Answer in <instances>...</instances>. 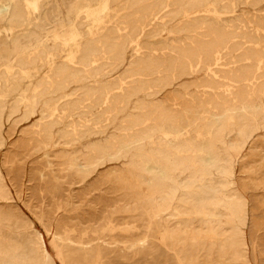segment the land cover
<instances>
[{
	"label": "rangeland",
	"instance_id": "obj_1",
	"mask_svg": "<svg viewBox=\"0 0 264 264\" xmlns=\"http://www.w3.org/2000/svg\"><path fill=\"white\" fill-rule=\"evenodd\" d=\"M131 2L0 0V264H264V0H169L110 56L99 41L126 32ZM210 31L226 35L218 64L172 63ZM244 64L249 91L231 75ZM175 98L181 132L150 114ZM181 139L206 167L177 165L147 192L139 153Z\"/></svg>",
	"mask_w": 264,
	"mask_h": 264
},
{
	"label": "bare ground",
	"instance_id": "obj_2",
	"mask_svg": "<svg viewBox=\"0 0 264 264\" xmlns=\"http://www.w3.org/2000/svg\"><path fill=\"white\" fill-rule=\"evenodd\" d=\"M191 4L194 3H200L202 0H188ZM169 0H132V2L128 5L127 12L124 14V23L128 27L125 33L121 32V28H117L115 30L116 35L114 34H108L107 36L100 39L99 44L103 48V51L110 54V56H118L123 51V44L125 41V38H131L132 41L134 40L135 46L138 45V38H136V32L137 28L143 22H145L147 19H149L152 16H155L157 13H159L163 7L167 6ZM138 16H137V15ZM14 16L18 17L19 19H23L25 17V14L20 9V6H16L14 9ZM191 30L197 29L198 27L195 25H189ZM188 26V27H189ZM193 27H195L193 29ZM124 29V28H123ZM129 30V31H128ZM210 38L207 41H204L203 44H185L182 46H179L177 48V55L175 56V61L172 62L176 67H178L181 71L190 69L189 62H186V59L190 56H194L197 54L200 58L199 63H204L205 60H214L216 64H218V60L220 59V46L221 43L224 42L226 35L220 32L216 31H210L209 34H207ZM150 64V63H149ZM153 66V65H152ZM221 66V65H220ZM154 67V66H153ZM231 75L233 76L232 80L234 83L238 82L241 85L245 86L247 90H251V87L253 86L252 80L255 78L252 68L250 67V64H244L241 66H238V68L231 70ZM168 83V82H167ZM202 87V86H201ZM205 87V86H204ZM213 89V88H212ZM100 94L103 96L104 99H107L108 90L103 89ZM174 97V96H173ZM165 99V98H164ZM224 100V99H223ZM169 101V100H168ZM180 107L179 102H177L176 98L175 100L167 104L165 106H157L151 109L150 114H153L155 118L160 120H168L171 124L174 125V128L177 132H181L186 128L187 126L182 125L184 124V121L186 120V113L185 108H178ZM145 112V111H144ZM148 114V113H147ZM146 114V115H147ZM144 117L139 116L138 118H135L130 125H127V128H131L133 125H138L140 121L143 120ZM183 122V123H182ZM217 133L213 137H216L218 135L217 128H214ZM220 131V130H219ZM125 136H128L127 134ZM213 137L209 138V146L212 147L214 144ZM32 141V139H31ZM33 143V142H32ZM126 146V138L120 137L118 140H114L110 144L103 145L101 147H98L95 149V152L99 155L101 152H109L110 154H116V152H110V150L113 149H121L122 147ZM140 149V148H139ZM164 148L156 147L154 150H152L149 154L145 153H139L140 157L138 159V165L140 166V175L142 178L141 183H143L144 189L147 190V192L150 193H159L164 190L166 187L167 179L170 176V170L173 169L177 165H183V166H192L193 164H199L201 167H206V164L203 162V155L195 154V143L191 142L186 139H181V141L173 148L171 152H169V156L165 157L162 156ZM166 152L169 151V149L166 148ZM171 155V158H170ZM173 155V157H172ZM65 166V165H64ZM158 168L157 171L155 169ZM81 179V178H80ZM111 181L113 179L111 178ZM98 182V181H97ZM115 182V181H114ZM113 182V183H114ZM116 187V185H115ZM119 189V188H117ZM114 190V189H113ZM128 193V192H127ZM125 195V194H123ZM132 196V195H131ZM121 198V197H120ZM125 198V197H124ZM201 198L203 200L206 199L204 195H201ZM130 199V198H129ZM132 199V198H131ZM239 200V199H238ZM118 201V200H117ZM128 201V199H127ZM134 201V200H133ZM129 202V201H128ZM132 202V201H131ZM133 203V202H132ZM154 206V205H153ZM149 209V208H148ZM147 209V210H148ZM154 209V208H153ZM241 208L236 209L239 211ZM142 211V210H141ZM140 211V213H141ZM2 212V211H1ZM4 213L3 215H5ZM144 214V213H143ZM1 214V216H3ZM8 215V214H7ZM10 216V215H9ZM8 216V217H9ZM110 216V215H109ZM5 217V216H4ZM3 217V218H4ZM135 217V216H134ZM106 218V217H105ZM130 218V217H129ZM142 218V216H141ZM10 219V218H9ZM7 219V220H9ZM103 219V217H102ZM110 219V218H109ZM1 220V219H0ZM131 221V219H129ZM143 220V219H142ZM102 221V220H101ZM105 221V220H104ZM144 221V220H143ZM103 223V222H102ZM27 224V223H26ZM113 225V224H112ZM141 225V224H139ZM149 225V224H148ZM113 226H116L113 225ZM146 226V225H145ZM86 227V226H85ZM98 227V226H97ZM136 227V226H135ZM140 227V226H138ZM199 226H197L198 228ZM96 228V227H95ZM99 228V227H98ZM104 228L105 225H104ZM112 228V227H110ZM143 228V227H141ZM89 229V227H88ZM144 229V228H143ZM154 229V228H152ZM204 229V228H203ZM90 230V229H89ZM101 230V229H100ZM224 230V229H223ZM85 231V229H84ZM103 231V230H101ZM142 230L140 229V232ZM183 231V230H182ZM181 231V232H182ZM83 232V231H82ZM88 232V231H87ZM95 232V231H94ZM35 233V232H34ZM136 233V232H135ZM142 233V232H141ZM144 233V232H143ZM142 233V234H143ZM90 234V232L88 233ZM152 234V233H151ZM35 235V234H34ZM99 235V234H97ZM124 235V234H123ZM134 235V234H133ZM150 235V234H149ZM87 236V235H86ZM126 236V235H125ZM132 236V233H131ZM54 237V236H53ZM88 237V236H87ZM134 237V236H133ZM138 237V236H137ZM140 237V236H139ZM147 237V236H146ZM153 237V235H152ZM157 237V236H155ZM29 238V237H28ZM85 238V237H84ZM132 238V237H130ZM91 239V238H90ZM126 239V238H123ZM137 239V238H136ZM147 239V238H146ZM149 239V238H148ZM154 239V238H153ZM156 239V238H155ZM94 240V239H93ZM88 241V240H87ZM90 241V240H89ZM78 242V241H77ZM93 242V241H92ZM141 242V241H140ZM76 243V242H75ZM154 243V242H152ZM77 244V243H76ZM82 244V243H81ZM150 244V242H149ZM197 244V243H196ZM211 245V244H210ZM66 246V245H65ZM77 246V245H76ZM75 246V247H76ZM155 246V245H154ZM229 246V245H228ZM145 247V246H144ZM160 247V246H158ZM156 247V248H158ZM187 247V246H186ZM190 247V246H188ZM231 247V246H229ZM79 248V246H78ZM119 248V247H118ZM117 248V249H118ZM149 248V247H147ZM152 248V247H150ZM154 248V247H153ZM163 248V247H162ZM181 248V247H180ZM220 248V247H219ZM80 249V248H79ZM83 249V248H82ZM89 249H91L89 247ZM159 249V248H158ZM157 249V250H158ZM188 249V248H187ZM208 249V248H206ZM78 250V249H77ZM119 250V249H118ZM124 250V249H123ZM149 250V249H148ZM147 252L150 253V250ZM210 250V249H209ZM73 251V250H72ZM76 251V250H74ZM126 251V250H125ZM165 251V249H164ZM219 251V250H218ZM143 252V251H142ZM152 252V251H151ZM157 252V251H156ZM180 252V251H179ZM191 252V251H190ZM220 252V251H219ZM72 253V252H71ZM70 253V254H71ZM134 253V252H133ZM165 253V252H163ZM222 253V252H221ZM75 254V253H74ZM79 254V252H78ZM154 254V253H153ZM232 254V253H231ZM67 255V254H66ZM82 255V253H80ZM156 255V254H155ZM74 256V255H73ZM164 256V255H163ZM235 256V255H233ZM70 257V256H69ZM77 257V255L75 256ZM74 257V258H75ZM78 257H81L78 255ZM77 257V258H78ZM189 257V256H188ZM80 259V258H79ZM116 259V258H115ZM161 259V258H160ZM245 259V258H244ZM74 260V259H73ZM72 260V261H73ZM88 260V259H87ZM90 260V258H89ZM164 260V259H163ZM49 261V260H48ZM85 261V260H84ZM91 261V260H90ZM87 263V262H85ZM90 263V262H89ZM162 263V262H161ZM28 264H42L41 259L39 257H34L30 261H28ZM45 264H52L51 262H47Z\"/></svg>",
	"mask_w": 264,
	"mask_h": 264
}]
</instances>
